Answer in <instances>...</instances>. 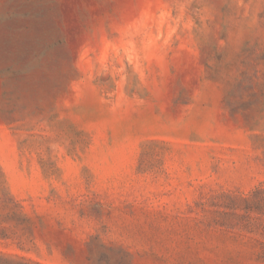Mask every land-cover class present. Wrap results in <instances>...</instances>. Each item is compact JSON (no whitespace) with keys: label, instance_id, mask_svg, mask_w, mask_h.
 <instances>
[{"label":"rangeland","instance_id":"obj_1","mask_svg":"<svg viewBox=\"0 0 264 264\" xmlns=\"http://www.w3.org/2000/svg\"><path fill=\"white\" fill-rule=\"evenodd\" d=\"M0 264H264V0H0Z\"/></svg>","mask_w":264,"mask_h":264}]
</instances>
